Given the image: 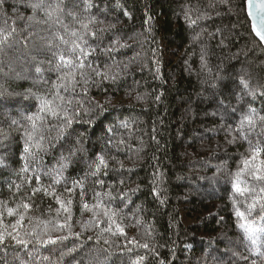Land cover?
Returning a JSON list of instances; mask_svg holds the SVG:
<instances>
[{
    "label": "trees",
    "instance_id": "trees-1",
    "mask_svg": "<svg viewBox=\"0 0 264 264\" xmlns=\"http://www.w3.org/2000/svg\"><path fill=\"white\" fill-rule=\"evenodd\" d=\"M13 28L0 45V264H264V232L238 226L264 228V182L243 173L257 191L232 189L249 141L264 140L259 121L237 130L249 108L264 115L245 0H4L0 34ZM29 91L79 122L58 141L46 117L42 148L22 158ZM98 154L107 169L93 175Z\"/></svg>",
    "mask_w": 264,
    "mask_h": 264
},
{
    "label": "snow or ice",
    "instance_id": "snow-or-ice-1",
    "mask_svg": "<svg viewBox=\"0 0 264 264\" xmlns=\"http://www.w3.org/2000/svg\"><path fill=\"white\" fill-rule=\"evenodd\" d=\"M4 0H0V4H2ZM248 6L251 8L252 7V0H248ZM38 7H41V5H33L34 10ZM259 9L261 12H264V3L259 5ZM194 23V22H193ZM257 36H259L261 41H264V22H262L259 30H257ZM16 35V31L13 28L10 32L6 34H0V45L3 46H8L7 42L14 39ZM86 55V54H85ZM60 61L62 63H68L67 61H64L63 56H61ZM89 67H91L89 65ZM39 72L40 69H37ZM96 75L104 76V78H107L105 74L96 72ZM240 84L242 85L243 89H249V84L245 80H241ZM74 86V85H73ZM64 87H67V85H64ZM249 94L254 96V92L249 91ZM0 95H4L3 92H0ZM20 95V94H16ZM35 98L36 100L39 101V107L37 110L36 114L29 115L27 119L31 122V132L25 131L24 137H25V142H24V153L22 155V158L25 155H28L31 150L35 148H42V142H43V135H42V130L45 129V124H46V117H52L54 118L57 123L53 124L51 126L50 130L56 131L57 132V140H63L66 139L70 135V129L72 128V125L74 122H79L76 120V117L79 115V113H75L73 116H70L65 108H63L61 105H55L53 101L47 100L43 96H35V94L31 93V91L27 92L25 94V99H32ZM159 99V97H157ZM236 111V108L232 109V112L234 113ZM260 122L261 124H264V115H259L257 110L254 108H249L246 114H242L239 123L237 125V130L241 131L244 133L245 131H251L254 130L257 127V122ZM15 123V121L13 122ZM126 126V125H124ZM247 126V128L245 127ZM39 137V139H37ZM84 137V134H80V139L76 141V144L79 146L77 149L73 151V155L76 154V151H82L83 150V145H82V139ZM7 139V138H5ZM230 143L232 141H229ZM111 143V141H109ZM250 144V149L252 151V155L248 157L247 159H244L242 161L244 167L240 169L236 173V182L232 183V189L234 193H238L240 195H243L248 192H256L257 188L256 187H241V181L239 180V177L243 173L249 174L252 178L253 181L255 182H264V159H260L261 153H264V147L261 145L264 144V140L258 141L255 145L252 144L251 141H249ZM4 141H0V147H4ZM97 163L95 165V171L92 173L95 175L97 172H100L102 170L107 169V162L104 159L102 155H97ZM66 165H61V167H65ZM39 179V177H37ZM102 183V182H101ZM79 184V182H74V186ZM82 187V185H80ZM34 191H40V189L34 190ZM69 192L72 190L69 189ZM259 193H264V187H259L258 188ZM156 194L154 190V195ZM70 204L71 201H68ZM257 201H254L252 204L248 205V211L249 214L251 211L256 207ZM63 207V204L61 205ZM25 208L29 207V205L25 204ZM85 208H87V205H85ZM262 210H264V204H261ZM12 213V210L9 209V214ZM107 215V213H106ZM114 215V214H113ZM235 215L240 218L244 219L245 218V213L241 212L239 210H236ZM69 215V219H70ZM109 220L112 223H115L114 220H112V217L109 216ZM261 220H264V216L261 217ZM66 226V224H61L58 225L59 228L63 229ZM240 228L244 229L245 232L249 235V238L251 239L252 237L255 236L257 231H262L264 232V228L262 229H257L253 227L251 224H239L238 225ZM117 229L122 233L123 230L119 228V225H116ZM110 231V229H108ZM77 237H79V233L75 234ZM12 239L16 240L17 244L23 245L24 247H27V241L16 239L15 236L12 237ZM68 239V237H58L56 239L49 238L48 240H43L41 243L43 244H51V245H56L58 243H61L62 241ZM4 237L3 235H0V243H3ZM255 239H253V243H255ZM143 247L147 248V245H144ZM75 251V249L70 250ZM242 259H247L246 257H242ZM138 264V262H136Z\"/></svg>",
    "mask_w": 264,
    "mask_h": 264
},
{
    "label": "water",
    "instance_id": "water-1",
    "mask_svg": "<svg viewBox=\"0 0 264 264\" xmlns=\"http://www.w3.org/2000/svg\"><path fill=\"white\" fill-rule=\"evenodd\" d=\"M262 3H264V0H252V7L250 8L248 6V0H245L246 13L250 21L252 32L264 47V41H261L259 36L256 34L262 22H264V12H261L259 9V5Z\"/></svg>",
    "mask_w": 264,
    "mask_h": 264
}]
</instances>
